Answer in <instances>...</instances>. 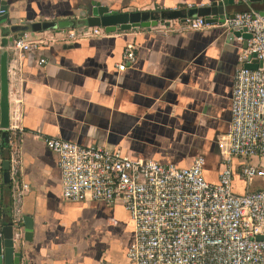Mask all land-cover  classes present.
Here are the masks:
<instances>
[{
  "label": "crops",
  "instance_id": "obj_1",
  "mask_svg": "<svg viewBox=\"0 0 264 264\" xmlns=\"http://www.w3.org/2000/svg\"><path fill=\"white\" fill-rule=\"evenodd\" d=\"M3 1L12 25L75 18L92 2L134 11L193 7L213 0ZM6 24H0L2 42L12 36ZM168 29L157 24L155 29L104 31L68 43L51 42L25 54L9 97V119L12 123L19 108L17 123L22 128L10 130L11 160L17 161L16 180L28 187L22 190L19 207L32 222L19 264H126L133 238L132 225L125 231L132 223L121 205L62 197L58 157L45 145V137L80 145L101 143L129 157L178 167L202 156L205 179L217 181V138L229 124L234 73L245 41L219 25ZM130 43L136 46L132 62L122 57ZM120 62L125 63L122 70L116 67ZM235 182L243 192L241 180H234V190ZM116 208L126 213L127 221H117ZM118 222L125 231L119 250L111 246Z\"/></svg>",
  "mask_w": 264,
  "mask_h": 264
},
{
  "label": "built area",
  "instance_id": "obj_2",
  "mask_svg": "<svg viewBox=\"0 0 264 264\" xmlns=\"http://www.w3.org/2000/svg\"><path fill=\"white\" fill-rule=\"evenodd\" d=\"M3 13L0 7V16ZM158 24L168 31L219 25L228 32H239L237 39L245 41L234 73L229 124L217 138V181L205 179L202 156L194 157L189 166L178 167L129 157L101 143L80 145L45 137V145L58 157L61 195L68 201L121 205L127 211L133 238L126 249V264H264V14L240 12L214 23L198 16ZM104 33L102 27L80 25L24 31L6 44L0 40V54L6 51L8 56V98L28 51ZM135 49L134 44H127L123 59L134 61ZM116 67L122 70L125 63ZM13 118L8 129L21 131L19 108ZM235 158L249 162L233 166ZM15 163L12 159V204L19 211L20 195L28 187L16 180ZM236 176L243 192L234 191ZM255 181L258 186L250 189Z\"/></svg>",
  "mask_w": 264,
  "mask_h": 264
},
{
  "label": "water",
  "instance_id": "obj_3",
  "mask_svg": "<svg viewBox=\"0 0 264 264\" xmlns=\"http://www.w3.org/2000/svg\"><path fill=\"white\" fill-rule=\"evenodd\" d=\"M0 7L5 13L0 16V24L7 23V33L12 36L3 41L6 44L24 31H41L59 28H73L76 24L86 23L88 26H99L105 32L130 30L134 27H150L166 20H184L187 17H205L207 22H222L240 12H259L264 14V0H213L206 5L177 9L119 11L110 9L100 2H92L83 7L78 17L71 19H54L20 21L12 24L8 20L7 8L3 0ZM6 33V34H7ZM239 34V32H236ZM249 38L248 34H243ZM7 53L0 54V264H19L22 241L31 239L32 222L29 216L21 215V210L15 211L12 204V178L10 155V109L8 98ZM255 68L256 65H247Z\"/></svg>",
  "mask_w": 264,
  "mask_h": 264
},
{
  "label": "rangeland",
  "instance_id": "obj_4",
  "mask_svg": "<svg viewBox=\"0 0 264 264\" xmlns=\"http://www.w3.org/2000/svg\"><path fill=\"white\" fill-rule=\"evenodd\" d=\"M248 162H249L248 159L235 158L233 160V166L238 165L239 163H248ZM209 170L212 171V167H210ZM236 178H237V176L234 178L235 181H236ZM235 184H236V186H235V190L236 191L235 190L234 191L235 192H240L241 184L240 183H236V182H235ZM258 184H259L258 181H255L254 183H251L250 184V189H253L254 187L258 186ZM114 217L117 219V221H119L120 223H123V221H127L126 219H127L128 216L126 217V213L123 210L116 208ZM119 222H118V225H116L117 228H118V231H117L118 235L117 234L114 235L115 240L111 241V246L112 245L115 246L117 250L122 248V241H123V239H125L124 233H125V231H129L130 230V225H132L130 223L127 224L126 227H125V231H124L123 229L120 230L121 224ZM130 222H131V220H130ZM101 231H103V227L102 226L100 227V232Z\"/></svg>",
  "mask_w": 264,
  "mask_h": 264
}]
</instances>
